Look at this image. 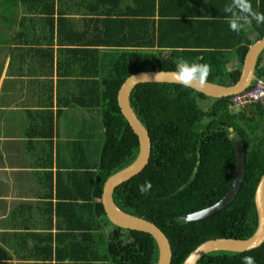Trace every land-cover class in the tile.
I'll list each match as a JSON object with an SVG mask.
<instances>
[{"label":"trees","instance_id":"trees-1","mask_svg":"<svg viewBox=\"0 0 264 264\" xmlns=\"http://www.w3.org/2000/svg\"><path fill=\"white\" fill-rule=\"evenodd\" d=\"M136 2L135 17L117 24L122 30L119 40L111 44L105 38L104 45H112L113 49L105 51L102 69L82 72L84 78L73 81L74 85L79 83L74 86L78 91L71 88L72 96H79V106L98 114L94 125L98 123L102 138L98 147L77 142L82 148L80 162H72L64 178L57 177L63 182L56 186L61 199L64 189L70 191V200L63 205L71 210V218L64 222L71 231L66 238L70 244L73 242L68 257L74 264L96 259L103 264L157 261L154 238L112 224L101 202L105 179L129 165L139 149L138 139L117 104V92L124 79L138 71H175L174 62L182 56L189 63L211 65L207 81L232 85L248 47L264 35V24L254 20L250 24L256 33L253 39L244 29L240 33L230 30L224 7L231 0ZM250 3L254 11L264 13V0ZM234 57L238 64L229 68ZM254 77L264 78V49L257 57ZM129 101L149 133L151 153L141 172L114 188L115 204L126 213L153 222L164 232L172 250L170 264H181L205 240L251 236L258 223L254 191L264 173V105L231 107L230 96L214 98L172 82L139 83L131 90ZM236 139L242 140L246 150L244 179L237 195L209 217L185 221L188 213L208 207L226 194L235 172L232 141ZM146 181L151 182V190L141 195L139 185ZM80 227L82 232H76ZM83 236L86 247H80ZM245 256L264 264V242L243 252L212 251L197 264H242ZM9 257L0 246V264Z\"/></svg>","mask_w":264,"mask_h":264},{"label":"crops","instance_id":"crops-1","mask_svg":"<svg viewBox=\"0 0 264 264\" xmlns=\"http://www.w3.org/2000/svg\"><path fill=\"white\" fill-rule=\"evenodd\" d=\"M136 5V0H0V246L10 254L5 264H74L64 222L71 210L63 205L70 191L64 189L61 199L56 186L63 182L57 177L80 162L77 142L91 148L102 138L94 125L98 114L79 106L71 88L84 78L82 72L102 69L105 51L113 49L105 38L111 44L119 40L117 24L134 18ZM250 27L244 31L253 39ZM237 64L236 57L229 63ZM83 240L80 247H86Z\"/></svg>","mask_w":264,"mask_h":264},{"label":"water","instance_id":"water-1","mask_svg":"<svg viewBox=\"0 0 264 264\" xmlns=\"http://www.w3.org/2000/svg\"><path fill=\"white\" fill-rule=\"evenodd\" d=\"M263 49L264 35L255 40L248 47V50L246 51L242 61L240 74L234 84L226 86L206 81L203 86L196 84L191 88L214 98L230 96L243 91L251 84L252 79L254 78L257 57ZM174 72L175 71L163 70L138 71L126 77L121 83L117 92V104L122 115L138 139L139 149L136 158L129 165L116 171L105 179L101 192L103 210L106 213L108 220L112 224L125 229L145 232L154 238L158 248L156 264H170L172 250L167 236L153 222L122 211L113 200V191L116 186L141 172L148 163L151 153L149 133L145 126L138 119L130 105L129 95L131 90L139 83H176ZM232 144L235 153V172L229 189L227 190L226 194L214 204L188 213H198L203 209H210L208 214L203 215L202 218H194L191 221L204 219L218 212L231 203L237 195L244 179L243 172L245 170L246 150L242 140L240 139L233 140ZM254 204L258 223L255 232L251 236L245 239L218 237L205 240L198 244L186 256L181 264H194L195 258L197 256L200 259L206 253L212 251L243 252L259 247L264 242V173L259 178L254 191Z\"/></svg>","mask_w":264,"mask_h":264},{"label":"clouds","instance_id":"clouds-1","mask_svg":"<svg viewBox=\"0 0 264 264\" xmlns=\"http://www.w3.org/2000/svg\"><path fill=\"white\" fill-rule=\"evenodd\" d=\"M225 19L231 31L240 33L246 25H250L254 20L257 24H264V13L254 11L250 0H231V3L224 7ZM175 80L182 87H192L196 84L203 86L207 77L211 74L212 66L203 63H189L182 56L175 60ZM151 182L146 181L139 185L141 195L147 194L151 190ZM210 209H203L201 212L188 214L183 219L191 221L194 218H202L208 214ZM199 257L195 258L194 264H197ZM61 264H71V261L65 260ZM242 264H256L255 258L245 256Z\"/></svg>","mask_w":264,"mask_h":264},{"label":"built area","instance_id":"built-area-1","mask_svg":"<svg viewBox=\"0 0 264 264\" xmlns=\"http://www.w3.org/2000/svg\"><path fill=\"white\" fill-rule=\"evenodd\" d=\"M253 103L264 105V78H253L250 87L230 95V106L244 108Z\"/></svg>","mask_w":264,"mask_h":264},{"label":"rangeland","instance_id":"rangeland-1","mask_svg":"<svg viewBox=\"0 0 264 264\" xmlns=\"http://www.w3.org/2000/svg\"><path fill=\"white\" fill-rule=\"evenodd\" d=\"M250 26V25H249ZM251 28V27H250ZM252 30V29H251ZM250 32V31H249ZM252 32H253V30H252ZM254 33V32H253ZM230 63V62H229ZM229 63H228V66H229V68H231V65H229ZM15 68V67H14ZM14 68H12V70L14 71ZM238 108H232V110H237ZM75 119V118H74ZM99 143H100V140L98 141V145H99ZM98 147V146H97ZM116 242H117V239H116ZM119 243V242H118Z\"/></svg>","mask_w":264,"mask_h":264}]
</instances>
